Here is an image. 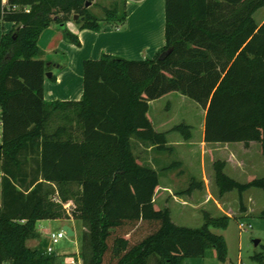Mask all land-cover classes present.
<instances>
[{
  "label": "trees",
  "instance_id": "16d2710c",
  "mask_svg": "<svg viewBox=\"0 0 264 264\" xmlns=\"http://www.w3.org/2000/svg\"><path fill=\"white\" fill-rule=\"evenodd\" d=\"M88 1L0 0V22L16 26L0 39V264H65L26 242L41 238L38 221L71 219L84 227L81 264H182L212 250L224 263L225 240L210 229L225 230L231 218L202 211L200 228L175 225L168 208L154 207L158 173L138 162L134 144L171 154L167 133L191 138L188 125L158 133L148 118L149 102L177 93L203 108L205 143H258L264 158V22L253 19L264 0H164V46L154 58L86 60L81 99L46 102L43 30L55 25L79 47L67 22L96 33L121 28L127 1L141 0H115L101 16ZM212 167L218 195L236 191L241 212L243 192L264 191V177L241 184L222 161ZM201 189L192 178L181 194ZM253 260L264 264V249Z\"/></svg>",
  "mask_w": 264,
  "mask_h": 264
},
{
  "label": "crops",
  "instance_id": "0c3cea01",
  "mask_svg": "<svg viewBox=\"0 0 264 264\" xmlns=\"http://www.w3.org/2000/svg\"><path fill=\"white\" fill-rule=\"evenodd\" d=\"M153 2V0H141L139 2L127 1L125 25L117 29L109 24H103L100 32L96 33L90 30H79L73 21L67 22L66 28L69 32L77 36L80 43L79 47L66 42L63 33L57 29L55 25H51L43 30L38 39V47L42 51V60L46 62L48 68L47 73H51V77L45 78L44 80V100L46 102L79 101L83 92V63L86 60H98L102 54L130 61H141L154 58L164 46V6H160L158 2H156V5L154 6ZM258 12H261L262 15L260 23H256V25L260 26L264 22V7L260 8L253 14V19L254 15ZM15 29L16 26L13 23L0 22V39L3 35L11 34ZM52 77L55 78L54 81L50 80ZM169 94L149 102V106L152 102L162 100L169 96ZM149 120L153 129L158 133L167 132L171 129L164 131L166 121H161L159 119L152 121L150 118ZM203 132L204 122H201L199 154H201L202 158L200 160L202 167L206 155L210 160L211 165L217 160L222 161L224 163L223 173L238 183L245 184L252 179L264 177V158L261 156L260 144L250 143L249 146L245 148L242 143H205L203 141ZM192 138V135L187 141L181 138L180 141H175L176 144H172V142L167 139V144L176 152H179V150L175 147L192 151L193 147L196 146V144L192 142ZM136 144L134 145L138 162L150 164L153 169H155V167L157 168L159 155L156 158V155H153L155 152L152 151L151 147L146 148L139 143ZM216 155L221 156L222 158L216 159ZM180 162L182 163L180 170L170 171V174H166L162 180L158 175V187L153 196V204L155 208L157 207L156 204H159L160 202L164 203L165 201H168L167 199L174 200L177 197L184 196L187 198V201H184L183 204L194 205L195 207H199V209L205 210L204 208L210 206L209 204L211 203V207L214 208L216 214L219 213L221 216L225 215L230 218H248L252 213H257L258 215L264 212V203L263 209L259 208L258 210H255V212H252L251 207L249 208V205L251 206V203H253V200L256 197L264 201V191L250 188L243 192L241 198L244 211L241 212L239 209V194L236 191H232L223 196H219L218 189L214 182V172L206 175L204 168L201 170L200 177L198 176V178H194L196 181L202 182V189L192 192L190 196L182 195L181 193L186 188L179 191L177 190V186L179 185L176 186L174 183L176 181L178 182V178L185 173V162L183 160ZM233 192H236L237 194L235 195ZM214 193L217 196L216 200L212 197V194ZM231 199H233L235 203L234 208L227 206V201ZM67 204L70 205L71 202H68ZM59 222L61 223V228L64 225H67L72 229L74 233L73 237L76 235L73 225L76 226L78 224L80 226V249L79 251H75V256L73 257L77 261L76 264H81V236L84 231L82 223L72 219L67 221L59 220ZM241 223L244 226L247 225L243 222ZM69 224H71L72 227ZM247 226L250 228V225ZM33 241L36 242L37 240ZM59 254L60 253L56 254L59 259L58 261H64L63 257H59L63 255ZM206 257L207 255L204 258L186 259L182 264H215V262H219L216 254L210 255L209 259Z\"/></svg>",
  "mask_w": 264,
  "mask_h": 264
},
{
  "label": "rangeland",
  "instance_id": "374dc122",
  "mask_svg": "<svg viewBox=\"0 0 264 264\" xmlns=\"http://www.w3.org/2000/svg\"><path fill=\"white\" fill-rule=\"evenodd\" d=\"M114 1L115 0H89L88 8L92 14L101 16L102 8L108 7ZM153 1L154 6L156 5V2H158L160 6H164V0ZM261 15V12H258L254 15L255 23H260ZM148 117L152 121H155L156 119L166 121V127L164 131H167L173 126L181 123L190 126L191 135L193 137L192 142L196 144V146L193 147L192 151L175 147L177 150H179V152L174 151L171 154H153L154 156L156 155V158L159 155L157 168L155 167V170H157V173L160 176L161 180L163 179V177H165L166 174H170V171L163 170V168L170 165L174 161L183 160L186 165L184 166V175L178 178V182H174L176 186L179 185L177 186V190L179 191L183 188H187L192 178L196 179V177H200L201 170L203 168L206 172V175L213 172V164L211 165V162L206 157V155L204 157L205 159L203 161V167L200 163V160L202 159L201 154H199L200 124L201 122H204V110L201 106L184 96H181L177 93H171L166 98L151 103V105L149 106ZM168 135L167 139L171 141L172 144H176L175 141L181 140V136L177 133L170 132L168 133ZM220 158L222 157L216 155V159ZM233 193L235 195L237 194L236 192ZM54 197L56 198V196ZM212 197L214 200L217 199L215 193L212 194ZM167 200L168 201H165L164 203L160 202L159 204H156V209H161L164 207L168 208L171 221L177 226L187 228H200L203 225L201 214L202 211L209 212L213 217L221 216L219 213L216 214L214 208L211 207V203L209 204L210 206H206L204 208L205 210H202L199 209V207H195L194 205L183 204L184 201H187V198L184 196L179 198L177 197L174 200ZM263 203V200L256 197L253 200V203H251V206L249 205V208L251 207L252 212H255V210H258L259 208L263 209ZM64 206L68 213L71 212L74 207L72 202L70 205L65 204ZM227 206L230 208L235 207L233 199L227 201ZM260 214L257 215V213H252V215H250L248 218L241 219L238 217H232L225 230L210 229L212 233L223 236L227 248V256L225 262H215V264H258L253 260V257L256 254L262 253L264 249V218H261ZM241 222L250 225V228L245 225L243 229L240 230L239 223ZM69 225L72 227L71 224ZM76 226L73 225V228L76 232L75 237H64L63 239L53 243L49 240L50 234H56L60 231L61 223L59 222V220L38 221L36 223V228L39 231L41 238L36 242L27 241L26 245L29 248L41 249L45 253H47V247L50 246L55 254L60 253L59 255H63L59 257L64 258L65 264L72 263L73 260V264H76L77 261L73 259V256H75V251H79L80 249V226L78 224ZM256 240L259 241V244L257 246L254 245V241ZM212 254L216 253L213 250L209 251L206 258L209 259L210 255ZM148 264H155L153 258L148 262Z\"/></svg>",
  "mask_w": 264,
  "mask_h": 264
},
{
  "label": "built area",
  "instance_id": "2783aa9c",
  "mask_svg": "<svg viewBox=\"0 0 264 264\" xmlns=\"http://www.w3.org/2000/svg\"><path fill=\"white\" fill-rule=\"evenodd\" d=\"M8 1L9 0H1V3H2L3 6H5ZM0 176H1V174H0ZM243 227H244V225L242 223H239V229L242 230ZM64 237H67V236H66L65 232L62 229H60V231L58 233H56V234L55 233H51L49 240L52 241L53 243H55L58 240L63 239ZM46 252H47V254L54 253L53 249L50 246L47 247Z\"/></svg>",
  "mask_w": 264,
  "mask_h": 264
},
{
  "label": "water",
  "instance_id": "95a60500",
  "mask_svg": "<svg viewBox=\"0 0 264 264\" xmlns=\"http://www.w3.org/2000/svg\"><path fill=\"white\" fill-rule=\"evenodd\" d=\"M88 6H89V3H87L86 7H88ZM77 19H78V16L74 15L73 16V20L76 21ZM168 53L169 52L162 53L160 55L159 59H164L168 55ZM45 77L46 78H50L51 77V73H46L45 74ZM61 229L65 232V234H66L67 237L70 238V237H73L74 236V233H73L72 229L70 227H68L67 225H64ZM258 244H259V241L258 240L254 241V245L255 246H257Z\"/></svg>",
  "mask_w": 264,
  "mask_h": 264
}]
</instances>
